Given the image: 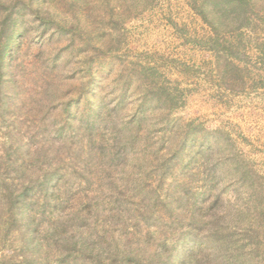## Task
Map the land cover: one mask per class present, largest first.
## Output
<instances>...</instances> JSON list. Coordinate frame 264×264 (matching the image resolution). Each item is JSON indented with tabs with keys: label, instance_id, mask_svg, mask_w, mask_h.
Listing matches in <instances>:
<instances>
[{
	"label": "rangeland",
	"instance_id": "obj_1",
	"mask_svg": "<svg viewBox=\"0 0 264 264\" xmlns=\"http://www.w3.org/2000/svg\"><path fill=\"white\" fill-rule=\"evenodd\" d=\"M11 1L2 2L6 7ZM104 1L72 6L70 0H44L36 18L26 15L27 31L6 56L0 175L14 174L16 165L22 181L32 184L15 225L7 226L0 209V264H118L121 257L133 258L127 264H204L210 253L199 242L205 223L211 233L227 212L229 230L232 214L250 206V195L263 199L264 207V65L258 49L264 0H254L252 23L239 30L235 14L226 20L215 1L211 5L209 20H224L220 37L244 54L242 60L207 49L204 43L215 34L192 0ZM88 38L92 44L82 47ZM163 91L175 97L173 108L151 103ZM160 112L168 117L155 122ZM135 113L149 120L128 159L118 160L115 131ZM166 124L178 127L174 143L191 141L181 154H175L177 146L166 155L167 172L166 166L155 168V152L141 144H164ZM44 178L53 186L47 192L39 184ZM153 188L147 198L160 196L156 204L139 199ZM200 213L203 223L197 222ZM58 218L68 229L83 226L76 236L91 247L56 251L51 228ZM195 220L190 236L174 235ZM136 224L141 233L131 237L125 228ZM104 230L115 249L99 246ZM256 242L243 241L246 250L259 246L256 264H264V234Z\"/></svg>",
	"mask_w": 264,
	"mask_h": 264
},
{
	"label": "trees",
	"instance_id": "obj_2",
	"mask_svg": "<svg viewBox=\"0 0 264 264\" xmlns=\"http://www.w3.org/2000/svg\"><path fill=\"white\" fill-rule=\"evenodd\" d=\"M3 0H0V13L2 10V14L0 15V83L2 82L3 77V68L5 66V60L6 56L9 52V49L13 47L16 39L20 35H24L27 31L28 26L26 25L25 17L28 13H31V16L36 18L37 13L41 12L40 5L44 3V0H13L11 1L6 7L2 2ZM49 1V0H48ZM56 0H50V3L54 5ZM106 1V0H105ZM104 1V2H105ZM214 3V7L219 8L220 11H222L221 18H225L226 20H234L235 18H231L230 16L234 15L238 18L239 23L234 28V30H239L242 27H248L250 23H252L250 16L252 15V12H254V0H192L193 2V10L196 11V13L201 17V19L209 24L213 32L215 34V37H210L206 43L207 49L214 51V52H222L225 56H230L235 59L242 60L244 59V54L240 53L239 49L234 48L226 39L221 38L222 35L220 25L224 23V20H221V22L215 24L212 23V20H209V16L212 14L211 5ZM86 0H70V4L72 6H80L82 4H85ZM4 3H6L4 1ZM3 7L4 8V14H3ZM54 8V6H52ZM56 7V6H55ZM264 10V7L262 8ZM79 9H76L75 14L78 15ZM214 11V9H213ZM53 13V12H52ZM52 13L47 11L46 16L52 17ZM216 13V12H215ZM30 15V14H28ZM60 15V14H59ZM223 16V17H222ZM59 17V16H58ZM79 17V16H78ZM254 19V18H253ZM50 21H56L55 18H50ZM42 21V20H41ZM258 21H260L262 24H264L263 18H258ZM82 23V20L80 18H77L76 25H79ZM227 24V23H226ZM233 25V23H230ZM64 28H61V34H64L63 30ZM80 31L81 29L78 28H72L71 30L74 32ZM81 37V35H80ZM86 41V40H85ZM241 41V40H240ZM84 44L82 47H90L92 44L91 40L88 38L86 42H83ZM259 49V55H260V62L264 65V42L262 45L258 48ZM241 51H244L246 53V49H242ZM123 95L117 98L114 104L115 114L118 112L117 106L119 107L123 100ZM154 104H160L165 105L173 108L176 105L175 97L171 94L166 93V91H163L162 93H159L158 95L151 98V103ZM154 105V106H156ZM142 113V111L140 112ZM151 113H153L151 111ZM144 114H137L135 113L133 116H131V120L128 122H123L122 125H120V130L115 131V146H117V151L115 152L116 159L120 160L122 159H128L126 158V153L128 149H133L136 146V142L139 141L140 133L139 130L149 120V116H141ZM168 117V114H165L163 112H160L157 115V118L154 120L157 122V120L161 117ZM152 117V116H151ZM159 117V118H158ZM162 120V119H161ZM190 126V125H189ZM189 127H187L188 129ZM164 133H163V142L159 143V146H157V143H150V142H143V150L151 149L153 152H155V159L159 160L155 168L159 170L164 169L163 166H166V172L169 170V166L171 165L168 160H163L170 151L177 147L175 154H181L185 148L188 146V144L191 142H186L187 139H182V142L179 144L174 143L177 140V129L178 127H171V125L166 124L164 126ZM188 135H191L190 132H188ZM165 136H168V138H165ZM147 141L149 140V137H147ZM157 152V154H156ZM194 154V153H192ZM6 157H10L6 154ZM161 159H160V158ZM162 160V161H161ZM5 159L0 162V165L4 164L3 162ZM22 170L19 166H12L11 171H13L14 174H7L5 176L0 175V209L3 210V217L7 221V226L10 227L11 225H15L17 223V211L23 209L28 202L29 197V186L32 184L31 181H28L27 183H24L22 181V178L19 176V172ZM15 175V176H12ZM163 177V175H162ZM244 177V176H243ZM244 178H248V175H246ZM242 178V179H244ZM243 181V180H242ZM51 182H48L45 180V178L41 181L39 180V184L44 185L45 189L43 191H48L53 188L50 184ZM28 185V186H27ZM41 188V187H40ZM39 188V189H40ZM155 189H149L145 197L141 195L139 197L140 200H149L154 201L156 204L159 199H161L160 196L156 195L155 199H149L147 198L148 194H154L156 191ZM119 195V194H118ZM248 196V192H247ZM118 199H121L122 197H117ZM152 198V197H151ZM215 201L221 200V196H215ZM248 203L250 202V206L244 207V212L234 213L232 224L229 228V230L232 228L233 231L228 230V226L231 221H227V212L225 214H222L223 216L220 218H216V216H213V219L216 218V221L218 223L217 230L210 233V227L209 223H205L207 226L205 230V234L202 233L200 238V244H204L208 248H210V253L207 254L206 262L204 264H256L257 263V257L258 252H256L259 249V246L253 247L252 250H246V244L243 243L245 240H253L257 241L254 243V246L257 245L259 239L261 238V235L264 234V207H263V199H258V197H255V195H250L248 197ZM148 202V201H147ZM115 203V202H114ZM119 205L123 204L122 201L118 202ZM149 203V202H148ZM115 206V205H114ZM117 210H119V207H116ZM115 210V209H113ZM153 213V212H151ZM226 215V216H225ZM199 218L197 222H202V215L199 214ZM147 222V221H146ZM196 220L194 223H190L189 225L192 226V228H189L188 230H179L177 232H174V235H179L184 233L187 235H191L194 233L197 228ZM66 222L60 221V218L57 219V221L52 225V231H53V247L56 251H69L72 248H77L82 251H86L91 247L89 244H87V241H82L83 238L77 237L76 234L83 229V226L78 224L77 226L72 227L71 229H68V226L65 225ZM138 225V226H137ZM148 226L147 229L149 230L150 226ZM71 227V226H69ZM139 224L134 225L133 227H127L125 230L128 232L130 231V236L135 237L139 233H141ZM155 227V226H154ZM156 229V227H155ZM71 230L73 232H71ZM228 231V232H227ZM146 232V231H145ZM102 234V240L99 242V246L104 251L106 249H110V247H114L115 249V241H111L114 238L110 237V230H104L101 232ZM70 235V236H69ZM110 237V238H109ZM108 238V239H107ZM197 239V238H196ZM108 240L110 244L103 243V241ZM164 241H167V239H163ZM196 241V240H195ZM166 242H164L165 244ZM122 258V257H121ZM119 261H117L118 264H127L130 262H127L128 260H132L133 258L127 257L123 258ZM153 264V262H150Z\"/></svg>",
	"mask_w": 264,
	"mask_h": 264
}]
</instances>
